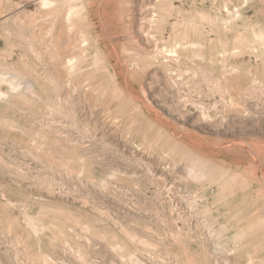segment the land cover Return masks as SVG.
<instances>
[{"label": "rangeland", "instance_id": "rangeland-1", "mask_svg": "<svg viewBox=\"0 0 264 264\" xmlns=\"http://www.w3.org/2000/svg\"><path fill=\"white\" fill-rule=\"evenodd\" d=\"M0 264H264V0H0Z\"/></svg>", "mask_w": 264, "mask_h": 264}]
</instances>
